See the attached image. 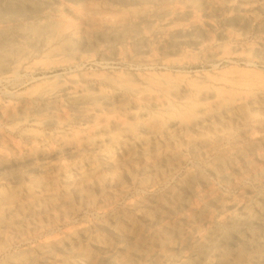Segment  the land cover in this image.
Returning <instances> with one entry per match:
<instances>
[{
  "label": "bare ground",
  "instance_id": "1",
  "mask_svg": "<svg viewBox=\"0 0 264 264\" xmlns=\"http://www.w3.org/2000/svg\"><path fill=\"white\" fill-rule=\"evenodd\" d=\"M262 8L0 0V264H264Z\"/></svg>",
  "mask_w": 264,
  "mask_h": 264
},
{
  "label": "rangeland",
  "instance_id": "2",
  "mask_svg": "<svg viewBox=\"0 0 264 264\" xmlns=\"http://www.w3.org/2000/svg\"><path fill=\"white\" fill-rule=\"evenodd\" d=\"M264 5V0H262V7ZM251 20H252V27L248 30L246 39H245V46L248 48H252V49H257L260 46H262V44L264 43V9H258L257 11L255 10L254 12H252L251 14ZM192 65H195V69H203V67L208 68L206 65L204 64H194L192 63ZM259 67L264 70V64L259 63ZM215 184L216 181H214ZM260 183H256L253 184L255 186V188L258 187ZM252 185V184H250ZM218 186V185H216ZM241 192H243V187L242 188H238L236 191H234V195L238 196L241 194ZM94 214L92 212H82L77 219H81V218H93ZM167 221L172 222L173 218L171 219H167ZM142 225H145L144 223H142ZM140 229H143V226H141ZM142 231H140V233L138 234V236L142 235L141 234ZM17 250V247L15 246L11 252H14Z\"/></svg>",
  "mask_w": 264,
  "mask_h": 264
}]
</instances>
